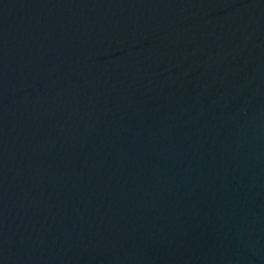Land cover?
I'll return each instance as SVG.
<instances>
[{
	"label": "water",
	"instance_id": "1",
	"mask_svg": "<svg viewBox=\"0 0 264 264\" xmlns=\"http://www.w3.org/2000/svg\"><path fill=\"white\" fill-rule=\"evenodd\" d=\"M0 264H264V0H0Z\"/></svg>",
	"mask_w": 264,
	"mask_h": 264
}]
</instances>
